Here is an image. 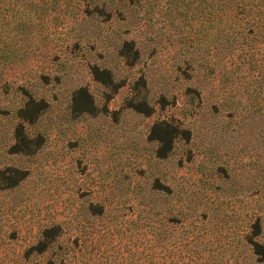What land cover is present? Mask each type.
I'll return each instance as SVG.
<instances>
[{
    "label": "rangeland",
    "instance_id": "rangeland-1",
    "mask_svg": "<svg viewBox=\"0 0 264 264\" xmlns=\"http://www.w3.org/2000/svg\"><path fill=\"white\" fill-rule=\"evenodd\" d=\"M43 7L0 47V264H264L257 39L209 0Z\"/></svg>",
    "mask_w": 264,
    "mask_h": 264
},
{
    "label": "trees",
    "instance_id": "trees-1",
    "mask_svg": "<svg viewBox=\"0 0 264 264\" xmlns=\"http://www.w3.org/2000/svg\"><path fill=\"white\" fill-rule=\"evenodd\" d=\"M48 0H0V47H8L17 43L20 35L28 33L32 27V16L39 18L45 13L46 7H43ZM55 3L57 0H50ZM210 4L222 7L224 15L238 19L237 28L230 29V33L239 34V49H243L241 45L245 43L247 37L256 40L260 46L254 44H246V51L250 49H258L261 47V60L264 59V0H209ZM40 5V7L36 5ZM32 18V19H31ZM20 45V44H19ZM264 78V74L261 75ZM81 95H85V91L78 89L71 94L72 112L81 111V107H86V103L82 101ZM39 104H34L30 95L28 96L23 107L17 110V115L22 120L31 119V115L36 114ZM86 109V108H85ZM164 136L169 135L166 130L162 131ZM24 143V140L18 142ZM169 141V138H168ZM18 145V144H17ZM264 211V210H263ZM264 230V217L256 215L248 224L246 230L242 234V239L251 245V252L256 255L257 262L264 260V245L256 238L262 235ZM257 240V241H255Z\"/></svg>",
    "mask_w": 264,
    "mask_h": 264
}]
</instances>
